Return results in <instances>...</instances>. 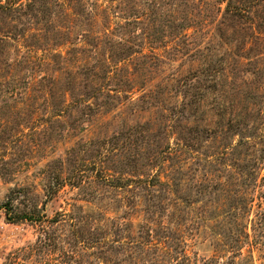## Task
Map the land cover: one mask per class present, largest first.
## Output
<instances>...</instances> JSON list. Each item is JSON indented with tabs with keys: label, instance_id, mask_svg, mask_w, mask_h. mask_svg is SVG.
<instances>
[{
	"label": "rangeland",
	"instance_id": "374dc122",
	"mask_svg": "<svg viewBox=\"0 0 264 264\" xmlns=\"http://www.w3.org/2000/svg\"><path fill=\"white\" fill-rule=\"evenodd\" d=\"M0 264H264V0H0Z\"/></svg>",
	"mask_w": 264,
	"mask_h": 264
},
{
	"label": "trees",
	"instance_id": "16d2710c",
	"mask_svg": "<svg viewBox=\"0 0 264 264\" xmlns=\"http://www.w3.org/2000/svg\"><path fill=\"white\" fill-rule=\"evenodd\" d=\"M55 187L59 186L60 185V182H55ZM54 187V188H55ZM53 188V189H54ZM9 210V208H8ZM9 213V212H8ZM36 212H25L24 214L20 215V216H17V217H9L11 221H18V220H33L35 219L36 217H38L37 219H39V216L37 215ZM9 216H10V213H9Z\"/></svg>",
	"mask_w": 264,
	"mask_h": 264
}]
</instances>
